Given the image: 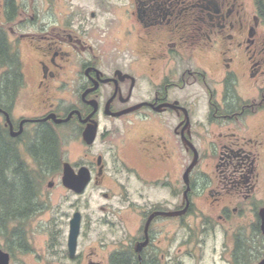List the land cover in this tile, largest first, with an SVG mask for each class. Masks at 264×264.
<instances>
[{
    "label": "flooded vegetation",
    "instance_id": "af4514ba",
    "mask_svg": "<svg viewBox=\"0 0 264 264\" xmlns=\"http://www.w3.org/2000/svg\"><path fill=\"white\" fill-rule=\"evenodd\" d=\"M44 132L58 159L0 215V264H249L247 226L264 245V0H0V143L31 178Z\"/></svg>",
    "mask_w": 264,
    "mask_h": 264
},
{
    "label": "trees",
    "instance_id": "16d2710c",
    "mask_svg": "<svg viewBox=\"0 0 264 264\" xmlns=\"http://www.w3.org/2000/svg\"><path fill=\"white\" fill-rule=\"evenodd\" d=\"M11 70L16 71L14 61ZM57 139L48 132L40 133L37 139V172L31 178L22 170L14 152L0 145V215L18 214L22 205L30 201V182H45L50 176L47 167L55 165L58 159ZM32 192V191H31ZM261 245H263L261 243Z\"/></svg>",
    "mask_w": 264,
    "mask_h": 264
},
{
    "label": "rangeland",
    "instance_id": "374dc122",
    "mask_svg": "<svg viewBox=\"0 0 264 264\" xmlns=\"http://www.w3.org/2000/svg\"><path fill=\"white\" fill-rule=\"evenodd\" d=\"M81 0H70V5H74V6H77L78 3H80ZM72 155L75 157L78 152H79V149H76V148H73L72 150ZM57 184H59L61 182V175L58 174L56 175L54 178H52ZM52 179H49L48 181L52 180ZM47 181V182H48ZM53 191V194H54V201H55V204L57 205V207H60L62 210L65 209V204H67L68 202H63V200L66 198L65 197V192L64 190L62 189L61 185L59 186H56V188ZM95 193L98 195V191L95 189ZM90 197V196H89ZM74 197H72L70 199L73 200ZM90 205L92 207L93 210H96V214L97 215H100V212L97 208V202L95 204V202H90ZM245 232L247 233L248 235V238H245V242L248 243V246L251 248V252L249 253V255L247 256V259L248 257L250 258V260H248L247 262L249 264H257L258 261L260 260L259 258L262 256H258L257 254L259 253V251L262 249V251H264V245L261 246V239L260 237H257L256 233L253 231V229H251V226H247V228L245 229ZM220 247V246H219ZM207 250L208 252H215L213 250V246L211 244V242L208 243V246H207ZM206 254V253H205ZM256 254V255H255ZM261 254V253H260ZM212 257V255H210ZM215 256V253H213V258ZM206 258V257H205ZM205 258L203 259V263L205 264V261H207L208 263H213V259L212 258H207L205 260ZM201 261V259H199V262ZM187 263H194L195 261L194 260H187L186 261Z\"/></svg>",
    "mask_w": 264,
    "mask_h": 264
},
{
    "label": "water",
    "instance_id": "95a60500",
    "mask_svg": "<svg viewBox=\"0 0 264 264\" xmlns=\"http://www.w3.org/2000/svg\"><path fill=\"white\" fill-rule=\"evenodd\" d=\"M51 116L52 118L55 119L56 122L63 121L62 119H57L54 114ZM87 181H88V176H86L84 172H80V174L76 175L71 171L70 167L66 165L63 176L64 183L75 188L79 186L80 188L77 189H82L83 186L87 183ZM261 218H262L261 229L264 234V208L261 210ZM79 226H80L79 218L76 217L73 218L71 221V229L69 234V246L71 251H73L76 247V241L79 234ZM0 254H2L1 250H0ZM258 264H264V258Z\"/></svg>",
    "mask_w": 264,
    "mask_h": 264
}]
</instances>
